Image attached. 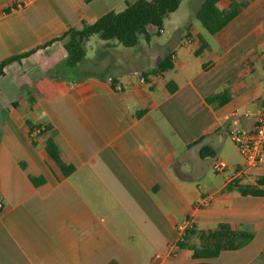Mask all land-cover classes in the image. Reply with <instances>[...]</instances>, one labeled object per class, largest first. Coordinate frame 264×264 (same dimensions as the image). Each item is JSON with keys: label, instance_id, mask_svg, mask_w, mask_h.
<instances>
[{"label": "crops", "instance_id": "obj_1", "mask_svg": "<svg viewBox=\"0 0 264 264\" xmlns=\"http://www.w3.org/2000/svg\"><path fill=\"white\" fill-rule=\"evenodd\" d=\"M125 1L0 0V62L92 24ZM237 1L247 4L214 35L195 18L203 0L182 1L157 39L147 28L152 37L140 57L106 65L105 77L52 81L66 58L62 42L4 69L0 264H264V196L225 191L232 182L254 186L264 178V167L244 169L226 136L233 120L250 129L264 104V0ZM167 22L173 27L163 38ZM199 38L207 48L196 55ZM168 54L172 69L143 78ZM130 63L134 72L125 67ZM168 82L177 86L172 94ZM224 90L226 104L206 102ZM48 138L70 174L46 154ZM202 147L209 156L200 158ZM214 159L227 168L214 172ZM221 223L253 239L214 259L194 260L177 248L181 230Z\"/></svg>", "mask_w": 264, "mask_h": 264}, {"label": "trees", "instance_id": "obj_2", "mask_svg": "<svg viewBox=\"0 0 264 264\" xmlns=\"http://www.w3.org/2000/svg\"><path fill=\"white\" fill-rule=\"evenodd\" d=\"M182 1L184 0H126L120 10L110 11L92 24L82 22L80 27L68 28L60 37L44 45L2 60L0 62V77L4 75V69L10 64L20 63L22 59L32 56L36 50L45 48L54 42H62L66 58L54 67L55 77L51 80L62 78L60 74L63 71L75 69L78 64L85 60V45L92 36H97L104 42L116 41L123 48H133L138 44L140 38L145 42L150 40L152 36L147 31L148 27H153L155 29L154 36H159L162 32L164 20L178 9ZM224 1L227 2L225 7L223 0H203L195 13L196 20L210 35L224 29L247 4L237 0ZM199 41L201 47L195 51L196 55L207 48L204 40L199 38ZM172 68V54H168L154 69L143 73L142 76L143 78L148 76L160 77ZM110 85L115 89L116 80L111 79ZM165 89L168 94H172L177 90V86L173 82H168L165 84ZM229 100L230 94L227 90H224L221 93L209 96L206 102L210 105L222 106ZM27 125L33 131L34 128L29 122H27ZM40 130L44 131L45 129ZM44 150L64 175L72 172L73 168L62 162L58 148L52 138L46 140ZM210 151L211 149L208 147L200 148V158L209 156ZM31 180L36 183L33 178ZM259 186H264V178H259L254 186L239 185L232 182L226 186L225 191H235L242 196H264V191L259 189ZM193 239L197 240V243H192ZM252 239V232L238 226L221 223L210 230L198 231L193 226L186 228L180 235L176 246L178 249L190 250L194 260L214 259L222 251H235L247 245Z\"/></svg>", "mask_w": 264, "mask_h": 264}, {"label": "rangeland", "instance_id": "obj_3", "mask_svg": "<svg viewBox=\"0 0 264 264\" xmlns=\"http://www.w3.org/2000/svg\"><path fill=\"white\" fill-rule=\"evenodd\" d=\"M226 3L227 2L223 0V5H225ZM180 11L184 14L185 18L188 17L189 8H186V6H184L180 8ZM164 21L166 22V20ZM172 27L173 26L167 22L166 31L163 35V38L168 36V32L172 29ZM153 39H157V37L154 36ZM105 44H114L116 46L114 47L112 52H108L105 50ZM144 46L145 42L142 38L139 39V42L135 47L123 48L116 41L104 42L101 41L97 36H92L85 45L87 55L85 60L82 63L78 64L77 69L63 71L60 75L61 77L75 79L88 75H93L96 77H105L107 71L103 67L110 63H115L117 65L119 64L122 66L125 65L127 60L129 59L128 55L133 56L135 58L140 57L142 55ZM125 67L134 72L138 66L136 64L130 63Z\"/></svg>", "mask_w": 264, "mask_h": 264}, {"label": "built area", "instance_id": "obj_4", "mask_svg": "<svg viewBox=\"0 0 264 264\" xmlns=\"http://www.w3.org/2000/svg\"><path fill=\"white\" fill-rule=\"evenodd\" d=\"M18 7L22 5L19 4ZM260 61L264 69V49L260 54ZM226 136L241 157L244 169L264 167V104L255 116L254 124L250 129L241 128L237 121L233 120ZM226 168L227 164L223 160L212 161L211 169L214 172H222ZM185 229L181 230V234Z\"/></svg>", "mask_w": 264, "mask_h": 264}]
</instances>
